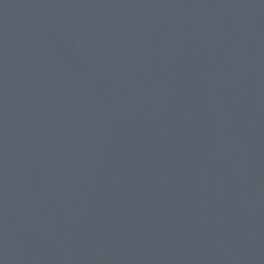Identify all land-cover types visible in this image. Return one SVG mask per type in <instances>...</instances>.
Here are the masks:
<instances>
[{
    "label": "water",
    "instance_id": "95a60500",
    "mask_svg": "<svg viewBox=\"0 0 264 264\" xmlns=\"http://www.w3.org/2000/svg\"><path fill=\"white\" fill-rule=\"evenodd\" d=\"M0 264H264V0H0Z\"/></svg>",
    "mask_w": 264,
    "mask_h": 264
}]
</instances>
